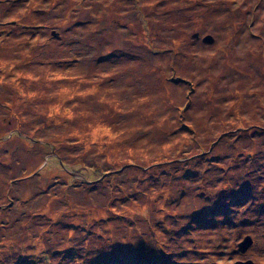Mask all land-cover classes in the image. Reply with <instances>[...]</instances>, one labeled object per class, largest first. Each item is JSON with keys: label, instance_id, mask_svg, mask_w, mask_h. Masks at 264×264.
<instances>
[{"label": "rangeland", "instance_id": "1", "mask_svg": "<svg viewBox=\"0 0 264 264\" xmlns=\"http://www.w3.org/2000/svg\"><path fill=\"white\" fill-rule=\"evenodd\" d=\"M239 261L264 264V0H0V264Z\"/></svg>", "mask_w": 264, "mask_h": 264}, {"label": "water", "instance_id": "2", "mask_svg": "<svg viewBox=\"0 0 264 264\" xmlns=\"http://www.w3.org/2000/svg\"><path fill=\"white\" fill-rule=\"evenodd\" d=\"M195 37H198V34H195ZM214 39L212 36L207 35L203 38V42L205 43H213ZM252 244V239L250 236H247L244 238V240L238 244V251L240 253H245L247 251V249L251 246ZM236 264H253L252 261H247V262H236Z\"/></svg>", "mask_w": 264, "mask_h": 264}]
</instances>
